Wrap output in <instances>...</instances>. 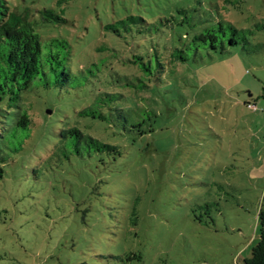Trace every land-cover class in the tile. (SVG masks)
Wrapping results in <instances>:
<instances>
[{
    "label": "rangeland",
    "instance_id": "1",
    "mask_svg": "<svg viewBox=\"0 0 264 264\" xmlns=\"http://www.w3.org/2000/svg\"><path fill=\"white\" fill-rule=\"evenodd\" d=\"M8 1L35 20L42 9L66 20L36 29L42 39L69 43L73 78L62 96L34 83L23 100L32 120L27 140L18 152L0 150V264H240L249 257L264 192V0ZM193 7L220 13L244 30V41L189 54L146 89L122 88L134 98L128 115L144 122L140 136H113L78 116L111 71L133 67L123 63L143 52V37L155 39L146 30L132 39V18L160 25ZM71 125L119 145L120 156L50 159L58 132Z\"/></svg>",
    "mask_w": 264,
    "mask_h": 264
},
{
    "label": "trees",
    "instance_id": "2",
    "mask_svg": "<svg viewBox=\"0 0 264 264\" xmlns=\"http://www.w3.org/2000/svg\"><path fill=\"white\" fill-rule=\"evenodd\" d=\"M38 14L39 19L35 20L28 9L18 11L11 8L8 0H0L2 151L18 152L29 136L32 120L23 100L34 83L62 96L68 92L72 82L73 74L67 64L71 54L69 43L57 37L42 39L36 29L37 24L63 23L66 20L50 9H42ZM132 22L134 28L128 29L133 31L134 36L131 38L146 39L143 52L132 54L123 63V66L129 64L134 68L123 69V73L119 70L111 71L114 75H109L107 84L93 93L90 103L77 112L78 116L87 118L90 125L98 122L101 126L112 128L113 136L123 133L140 136L144 133V122L128 115L134 111L127 109L128 105H125H133L134 98L127 95L128 92L121 91L122 88H130L131 91L146 89L151 83L161 81L166 66L186 61L189 54L194 56L202 50L223 52L228 46L238 44L239 39L244 41V30L237 29L218 12L216 16H212L197 7L178 10V15L164 17L160 25L142 18H132ZM137 22L147 28L140 29ZM144 30L149 32L150 38L152 31L155 39L143 37ZM114 32L119 36L116 30ZM247 105L250 103L247 102ZM120 154L119 145L104 142L86 133L78 125H71L58 132L49 158L60 162L68 161L71 156L79 159L88 157L105 163L104 156L111 162ZM257 222V242L252 247L250 256L240 264H264V192Z\"/></svg>",
    "mask_w": 264,
    "mask_h": 264
},
{
    "label": "built area",
    "instance_id": "3",
    "mask_svg": "<svg viewBox=\"0 0 264 264\" xmlns=\"http://www.w3.org/2000/svg\"><path fill=\"white\" fill-rule=\"evenodd\" d=\"M247 107L251 108V107H253V106L250 104V105H247Z\"/></svg>",
    "mask_w": 264,
    "mask_h": 264
}]
</instances>
